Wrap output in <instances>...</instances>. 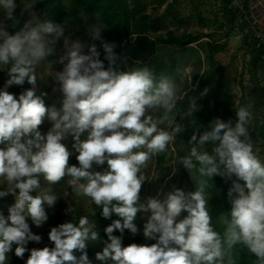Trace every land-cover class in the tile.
<instances>
[{
  "label": "clouds",
  "instance_id": "1",
  "mask_svg": "<svg viewBox=\"0 0 264 264\" xmlns=\"http://www.w3.org/2000/svg\"><path fill=\"white\" fill-rule=\"evenodd\" d=\"M16 8V0H0V12L14 25L19 23L14 15ZM101 27L92 29L94 39H100ZM62 34L60 25L49 19L41 22L35 16L14 34H9L0 21V66L11 62L9 78L0 88V145H3L0 177L10 185L8 192L19 190L7 217L0 213V264H8L7 254L13 245L15 256L23 259L29 251L28 242L40 240L31 233L26 217L39 226L47 220L44 204L52 206L57 198L29 194L39 186V175L51 183L66 175L71 177L68 183L102 206L105 218L112 214L122 218V223L114 220L105 229L110 242L96 254L101 262L222 264L225 246L232 249L242 244L257 264H264V163L253 154L251 145L241 139L247 135L245 125L250 118L247 108H239L234 126L231 121L217 118L212 121L211 130L203 132L198 140L193 134L191 141L199 147H192L189 155L182 158L183 166L189 171L196 170L200 177L231 178L233 174L236 177L228 191L230 220L225 221L222 239L210 225L204 179L194 192L185 194L176 190L163 201L149 199L146 205L137 204L145 180L141 169L151 155L164 152L174 133L181 130L179 126L172 132L160 129L145 113L157 107L170 113L177 99L175 85L164 76L157 80L147 68L104 70L95 45L90 47V54H82V45L73 42L66 56L61 57L60 62L66 59L67 63L55 74L63 94L61 106L47 107L36 94L33 68L53 53V46ZM102 47L104 59L113 62L114 45L103 43ZM25 81L33 88L18 96L7 90ZM45 119L51 122V128L42 135L38 126ZM84 133L86 138L81 140ZM68 135L75 141L79 167L68 165L72 153L62 143ZM206 142L215 145L213 154L202 150ZM105 162V171H90L93 164ZM81 180L86 183H80ZM5 195L6 192L0 191V197ZM138 211H150L143 235L156 243L123 246L121 238L112 233L114 230L123 233L124 229L137 233L133 221ZM182 211L187 215L177 222ZM87 224V219L81 218L78 225L69 222L52 228L48 238L54 247L31 249L25 264H90L86 254L79 258L73 254V250L82 251L86 247ZM91 239H97L95 232Z\"/></svg>",
  "mask_w": 264,
  "mask_h": 264
},
{
  "label": "rangeland",
  "instance_id": "2",
  "mask_svg": "<svg viewBox=\"0 0 264 264\" xmlns=\"http://www.w3.org/2000/svg\"><path fill=\"white\" fill-rule=\"evenodd\" d=\"M240 1L242 3L245 2V0ZM144 2L147 8L146 13L150 16V21L155 27V30L149 32L147 35L149 40H153L158 34H165L167 31L174 32L177 35L188 32L198 38L215 35V40H198L185 49L160 46L157 50L165 62L172 68L171 71L164 73V77L168 78L175 85L177 99L170 113H166L163 108L157 107L147 109L145 115L151 116L153 121L157 122L160 129L172 132L174 127L179 126L181 130L178 133H174L173 141L170 142L163 152L165 159L161 164L158 163L157 154H154L150 156L146 166L141 169V174L145 176V180L140 189L138 205H146L149 199L163 201L169 193L176 190H181L185 194L194 192L199 186L200 179L196 170L189 171L185 167L182 171L180 169L179 155L183 154L187 156L192 147L199 146L195 141H191V137L188 140H182L178 137L180 133L186 130L187 122L176 110V104L177 101L182 99L187 90L195 88L200 77H205L212 70L208 62L205 61L204 55L199 52L201 46H206V44H211L214 47L223 46L225 49L214 55V60L218 66L214 82L202 95L194 98L191 104L195 108L204 106L221 108L223 103L218 98V93L226 91L232 96V101L236 107L243 96L242 98L245 102L244 108H247L250 112V118L245 125L247 135L244 137L252 140L253 154L264 163V139L256 135L258 134L257 128L264 126V68L254 74L250 66L251 55L249 47L244 46L240 31L232 29L228 40H221L226 35L225 31H221L219 27V12L213 7L212 0H144ZM16 3L15 14L20 17L22 26L33 16L41 22L43 21V11L34 8L33 0H16ZM0 14H3V12H0ZM61 28L63 34L53 46V53L34 65L33 68V72L39 82V86L37 87L38 95L44 99L47 107L54 106L59 108L61 106L63 94L59 90L55 74L61 72L67 63L66 59L63 63L60 61L61 57L66 56L71 44L79 42L82 45V54H90L92 27L88 28L79 19ZM215 31L219 33L214 34ZM65 41L68 42L67 47L65 46ZM191 49L196 50L198 54H193ZM198 55V58L202 60L201 63H198ZM111 70L117 71L116 69ZM5 72L6 68L0 66V88H3L7 81ZM240 87L243 88V93H241ZM257 87L261 88V90L257 91ZM7 90L17 95V92L11 86ZM165 116H167V119H165ZM170 121L171 124L169 123ZM50 128L51 122L45 119L38 126V131L42 135H45ZM86 135L87 133L82 134L80 139H85ZM62 143L72 153L69 159L78 155L73 147L75 141L71 135H68ZM0 147H3V145H0ZM140 150L146 151L144 148ZM97 167L98 165L93 164L90 171L95 170ZM39 176L41 178L39 186L29 194L34 197L37 195H54L57 199L52 206L44 204L47 220L43 221L39 226L33 224L30 217H26V222L29 224L31 233L39 236L40 240L39 242H28L26 248L29 251L24 253L23 259L15 256L14 250L16 246L13 245L12 251L7 254L8 264H25L31 249H42L52 244L48 238L52 228L64 223H73L81 218H86L88 221L86 227L89 228V238L87 240L96 246V254L102 252L107 242L103 241L100 237V227L95 216L92 200L79 192L75 186L70 185L68 181L71 177L67 175L56 183L47 181L43 175ZM9 187L8 182L3 177H0V191L6 192L5 196L0 197V213L5 217L8 215V209L14 205L17 195L13 192H8ZM204 193L207 200L210 225L223 239L227 227L225 221L230 220V217H227V213L212 203V198L216 195L215 192L204 190ZM223 200L227 201L226 198H223ZM220 206L223 208L224 204ZM150 215V211L137 212L133 223L138 231L135 234L130 231L122 235L120 238L123 246L133 243L145 245L147 241L151 240L145 238L143 235L144 224ZM186 215L187 213L182 211L177 218V222ZM92 232L97 234L96 240L91 239ZM240 245L247 250L244 245ZM96 254L89 260L90 264H102L101 261L96 259ZM226 259L227 251H225L223 262ZM107 262L110 263V260Z\"/></svg>",
  "mask_w": 264,
  "mask_h": 264
},
{
  "label": "trees",
  "instance_id": "3",
  "mask_svg": "<svg viewBox=\"0 0 264 264\" xmlns=\"http://www.w3.org/2000/svg\"><path fill=\"white\" fill-rule=\"evenodd\" d=\"M216 1V0H215ZM220 1L221 8L218 9L219 15L224 17L222 23H219V27L225 28L226 25L230 29H233L236 25L237 14L233 10L229 9V2L227 0ZM34 8L36 10H42L44 19H49L52 22L60 25L61 27L72 23L75 20H82L85 26L94 27L103 25L100 29V39H94L90 42V45H95L97 51L100 53L99 58L102 60L104 65V70L116 69L119 71H128L134 68H147L149 69L154 77L159 80L164 73L172 70L170 66L165 62L162 56L158 53L160 46L165 47H175L179 49L189 48L193 43L197 42V37L193 34L183 33L177 35L174 32L167 31L165 34H158L153 40H149L147 37L149 32L155 30L154 24L151 23L150 16L146 13V5L144 0H33ZM246 9L249 8L248 2H244ZM171 6V5H170ZM215 6V5H213ZM216 7V6H215ZM221 10V11H220ZM16 20L19 23L14 25L11 20H6L3 14H0V21H3L6 30L9 34H14L19 31L22 26L20 17L15 14ZM134 38V39H133ZM244 43L249 47L250 52V66L255 72L264 68V43H259L254 39L251 34L245 35ZM133 39V40H132ZM103 43H109L114 45L113 51L115 54V59L113 62H109L104 59L105 53L102 47ZM225 47L217 46L214 47L211 44H206V46H201L200 53L205 57V61L208 62L210 68L212 69L205 77H200L196 83V86L192 90H187L180 101H177L176 110L184 117L187 122L186 130L178 135L182 140H188L193 134H196L197 139L205 131L211 130V123L215 119L219 118L222 122H232V126L235 125L237 120L236 113L239 108L245 106L244 99L241 97L238 105L235 107V103L232 101V96L226 91L218 93V98L223 103L221 108L212 107H199L195 108L191 101L194 98L202 95L207 88L214 82V76L218 72V68L215 67L216 62L214 60V55L217 52L224 51ZM191 52L198 54L194 49ZM199 55L197 56V58ZM201 58H198V63H201ZM1 67L6 68L5 77H8V71L11 67V62L8 65H3ZM39 82L36 80L35 91L38 95L37 87ZM12 89L17 92V96L27 89H32L33 85L29 84L27 81L23 85H12ZM257 91L261 88L257 87ZM241 93H243V88L240 87ZM257 137L264 139V126L257 128ZM246 143H249L252 147V140L250 138L241 137ZM212 142H206L202 150L212 153L214 148ZM76 156L69 159V166L75 165L79 167V163L76 160ZM158 163H162L165 159V154L163 152L157 153ZM185 155H179L180 169H184L182 164V158ZM198 167V166H197ZM107 169V163L103 165H98L95 170L103 172ZM198 178L206 180L205 191L215 192V196L212 198V203L214 206L219 207L223 212L227 213V217H230L231 203L228 196L229 189L232 188L233 181L236 180L235 175L231 178L222 177L219 175H214L211 178L200 177L198 173ZM38 181L40 183L41 178L38 176ZM81 183H86V181L81 180ZM240 183H243L242 181ZM18 189L15 190V194H18ZM90 198V197H89ZM226 198L227 201H224ZM91 199V198H90ZM93 202V201H92ZM115 203V201L113 202ZM95 216L100 227V237L103 241L109 243L108 234L105 229L114 221L121 220L122 218L112 214L110 217L105 218L102 214V206L96 205L94 202ZM224 204L223 208L220 206ZM79 220L73 222L74 225H78ZM130 232L128 229H124L123 233L118 230H114L112 235L121 237L122 235ZM156 243V240H149L145 244L150 246ZM85 249L82 251L73 250V254L79 258L80 255L86 254L88 260L92 259L96 254V246L90 241H85ZM48 247H54L52 243ZM227 259L222 264H257L256 258L249 253L240 244L235 245L232 249H227ZM102 264H112L102 262Z\"/></svg>",
  "mask_w": 264,
  "mask_h": 264
},
{
  "label": "built area",
  "instance_id": "4",
  "mask_svg": "<svg viewBox=\"0 0 264 264\" xmlns=\"http://www.w3.org/2000/svg\"><path fill=\"white\" fill-rule=\"evenodd\" d=\"M229 2V9L233 10L237 14L236 25L233 30H239L240 36L253 35L259 43H264V34L258 30L257 22L253 18L250 9H246L244 3L240 0H227ZM213 5L221 8L220 1L212 0Z\"/></svg>",
  "mask_w": 264,
  "mask_h": 264
},
{
  "label": "crops",
  "instance_id": "5",
  "mask_svg": "<svg viewBox=\"0 0 264 264\" xmlns=\"http://www.w3.org/2000/svg\"><path fill=\"white\" fill-rule=\"evenodd\" d=\"M246 2H248V5H249V0H245ZM261 4H262V8L264 9V0H261ZM215 9L217 8V7H215V6H213ZM249 9H250V7H249ZM217 11H218V9H217ZM221 11V10H220ZM218 19H219V23H222L223 22V20H224V17L220 14L219 15V13H218ZM257 27H258V30H260L263 34H264V19H263V21L262 22H257ZM221 29V28H220ZM219 29V30H220ZM222 29H224V30H222ZM221 29V31H225V37L224 38H222L221 40H228V37L230 36V33L232 32L231 30L232 29H230L229 28V26L228 25H226V27L225 28H222ZM184 33H188V32H184ZM216 33H219L218 31H215L214 32V34H216ZM194 36V35H193ZM253 38H254V36L253 35H251ZM194 37H196V36H194ZM254 39H256V38H254ZM197 40H215V35H210V36H208V37H206V38H198L197 37ZM241 40H243V43H244V38L243 39H241ZM257 40V39H256ZM244 46H246V44L244 43ZM215 67L216 68H218V66L217 65H215Z\"/></svg>",
  "mask_w": 264,
  "mask_h": 264
},
{
  "label": "water",
  "instance_id": "6",
  "mask_svg": "<svg viewBox=\"0 0 264 264\" xmlns=\"http://www.w3.org/2000/svg\"><path fill=\"white\" fill-rule=\"evenodd\" d=\"M261 0H249V7L253 18L256 22H262L264 19V9Z\"/></svg>",
  "mask_w": 264,
  "mask_h": 264
}]
</instances>
